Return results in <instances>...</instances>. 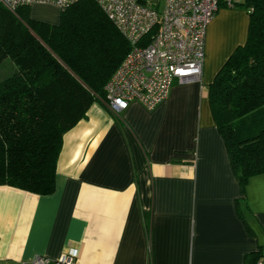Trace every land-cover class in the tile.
Masks as SVG:
<instances>
[{
  "label": "crops",
  "instance_id": "1",
  "mask_svg": "<svg viewBox=\"0 0 264 264\" xmlns=\"http://www.w3.org/2000/svg\"><path fill=\"white\" fill-rule=\"evenodd\" d=\"M51 10L31 15L56 23ZM248 23L244 9L220 6L206 27L201 83H174L153 109L132 101L114 113L106 98L94 101L63 135L51 194L0 184V264L69 249L77 264L264 257V174L249 178L244 204L209 103V85L246 41Z\"/></svg>",
  "mask_w": 264,
  "mask_h": 264
},
{
  "label": "trees",
  "instance_id": "2",
  "mask_svg": "<svg viewBox=\"0 0 264 264\" xmlns=\"http://www.w3.org/2000/svg\"><path fill=\"white\" fill-rule=\"evenodd\" d=\"M30 6L0 5V63L9 58L15 66L0 80V184L49 195L64 133L105 100L130 44L94 0L58 9L56 23L32 17ZM231 7L248 13L247 38L210 83L209 103L246 204L249 178L264 174V0ZM258 258L247 254L244 264Z\"/></svg>",
  "mask_w": 264,
  "mask_h": 264
},
{
  "label": "built area",
  "instance_id": "3",
  "mask_svg": "<svg viewBox=\"0 0 264 264\" xmlns=\"http://www.w3.org/2000/svg\"><path fill=\"white\" fill-rule=\"evenodd\" d=\"M78 0H0L14 12L20 6L47 4L65 9ZM129 42L130 49L105 84L106 101L114 113L137 101L153 109L176 82H200L205 33L221 3L234 0H161V8L138 0H94ZM158 25L156 32L147 35ZM76 250L51 258L37 255L21 264H77ZM254 264H264V257Z\"/></svg>",
  "mask_w": 264,
  "mask_h": 264
},
{
  "label": "rangeland",
  "instance_id": "4",
  "mask_svg": "<svg viewBox=\"0 0 264 264\" xmlns=\"http://www.w3.org/2000/svg\"><path fill=\"white\" fill-rule=\"evenodd\" d=\"M161 1V0H160ZM162 2V1H161ZM46 6H52V5H32L30 6V10L34 11L35 9H48L51 10L53 9L55 12H58V8L55 6H52L51 9H49ZM50 14H53V11L51 10V12H48ZM15 70V66L13 65L12 61L9 58L4 59L1 63H0V80L4 79L5 77L11 75Z\"/></svg>",
  "mask_w": 264,
  "mask_h": 264
}]
</instances>
